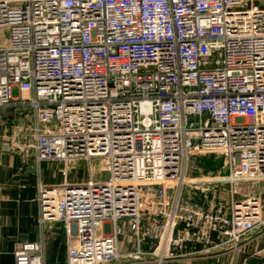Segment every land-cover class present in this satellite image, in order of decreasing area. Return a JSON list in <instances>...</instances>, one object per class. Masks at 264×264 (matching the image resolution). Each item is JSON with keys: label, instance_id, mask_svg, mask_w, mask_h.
Returning <instances> with one entry per match:
<instances>
[{"label": "built area", "instance_id": "1", "mask_svg": "<svg viewBox=\"0 0 264 264\" xmlns=\"http://www.w3.org/2000/svg\"><path fill=\"white\" fill-rule=\"evenodd\" d=\"M0 30V108L30 109L3 149L63 161L64 175L87 162L82 180L38 183L64 264H162L264 227V196L240 192L264 179V0H0ZM210 152L226 174L190 176ZM42 252L43 236L21 242L15 264Z\"/></svg>", "mask_w": 264, "mask_h": 264}, {"label": "crops", "instance_id": "2", "mask_svg": "<svg viewBox=\"0 0 264 264\" xmlns=\"http://www.w3.org/2000/svg\"><path fill=\"white\" fill-rule=\"evenodd\" d=\"M5 36V31L0 30V45ZM15 116L17 114L9 108L0 109V264H15L14 250L17 244L39 240L42 236L43 263L64 264L68 243L60 223L39 222L38 183H61L64 179L69 181V174L68 171L66 175L60 171L56 174L53 169L56 161L38 162L30 149L27 157H23L18 151L7 152L3 149V141L12 133L7 122L15 120ZM23 141L26 140L20 139V143ZM242 189L264 196V179L244 185ZM127 234L128 230L125 228L119 237L121 253L134 248V244L127 240ZM223 240L224 237L213 233L207 251H203L201 245L187 246L183 249L185 255L162 264H240L246 258H249V264H264V254L252 255L255 249H264V227L244 236L237 247L223 245ZM149 244L146 243L145 246Z\"/></svg>", "mask_w": 264, "mask_h": 264}, {"label": "rangeland", "instance_id": "3", "mask_svg": "<svg viewBox=\"0 0 264 264\" xmlns=\"http://www.w3.org/2000/svg\"><path fill=\"white\" fill-rule=\"evenodd\" d=\"M27 95V93H26ZM6 109V108H0ZM15 115L16 122L20 124H26L27 117L26 115L30 112L29 108L23 109V107H9ZM94 164H98L96 160L92 161ZM59 163L60 165L56 164ZM55 165H53V169L56 170V174L63 172V161H56ZM56 166V167H55ZM67 171H68V180L69 181H79L84 179L88 176V169H87V162L86 161H75V162H68L67 164ZM227 172V167L225 164V157L221 153L217 152H210L205 154H194L193 157L190 159L188 173L190 176L199 177V176H207V177H217L225 175ZM48 184H60V183H48ZM239 186H242L240 184ZM243 188V187H242ZM216 189V194L218 198L225 199L226 196V189L227 184H217L214 187ZM241 193H248L243 189L240 190ZM193 197L201 206H204V202L208 199L209 193L204 194L203 192L198 191ZM206 199V200H204Z\"/></svg>", "mask_w": 264, "mask_h": 264}]
</instances>
